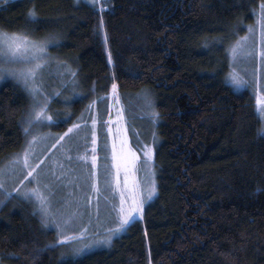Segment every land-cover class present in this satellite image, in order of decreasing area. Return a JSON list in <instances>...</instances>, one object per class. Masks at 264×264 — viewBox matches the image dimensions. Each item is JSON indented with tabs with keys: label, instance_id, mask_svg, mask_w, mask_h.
Instances as JSON below:
<instances>
[{
	"label": "trees",
	"instance_id": "trees-1",
	"mask_svg": "<svg viewBox=\"0 0 264 264\" xmlns=\"http://www.w3.org/2000/svg\"><path fill=\"white\" fill-rule=\"evenodd\" d=\"M260 5L0 0V29L36 40L55 35L58 45L48 51L75 72L80 91L68 106L52 97L51 119L33 120L22 84L0 79V166L30 137L89 120L92 102L100 113L111 91L131 148L139 144L136 115L156 119L154 139L142 140L154 141L156 194L124 233L73 255L30 199L0 189V264H264V121L252 89L237 91L226 80L228 45ZM139 93L151 96L150 113L134 102Z\"/></svg>",
	"mask_w": 264,
	"mask_h": 264
},
{
	"label": "rangeland",
	"instance_id": "rangeland-1",
	"mask_svg": "<svg viewBox=\"0 0 264 264\" xmlns=\"http://www.w3.org/2000/svg\"><path fill=\"white\" fill-rule=\"evenodd\" d=\"M101 5L102 3L99 4V6ZM260 13L261 7L257 9L255 20L247 26L246 32L228 45L229 70L226 79L230 86L237 91L246 87L252 89L258 113H260V106L256 102L257 97H264V24L260 22ZM249 26L253 29L251 32H249ZM0 32L7 31L0 29ZM244 37L247 39H243ZM52 45H58V42L48 45V56L42 61V66L37 70L35 78H29L27 85L23 80L14 76L6 74L4 76V78H14L25 88L30 97L33 120L49 119L46 111L52 97H56L59 103L62 102L64 106H68L70 100L80 92L76 91L79 79L76 75L72 76L73 71L70 67L64 62H59L58 56L50 55L49 47ZM29 66L31 65L26 63L7 65L13 69ZM68 80L69 85L67 86ZM237 80H244L247 83L241 86L236 83ZM133 99L135 103L143 106L150 113L152 109L151 96L148 98L147 95L139 93ZM45 104L47 107L41 112L40 109ZM102 108L103 110L99 113L97 101L92 102L87 108L89 120L86 123L78 122L80 130L78 132L74 130L64 139L60 138L67 133L69 127L61 132L36 134L34 135L35 140H32L33 136L30 137L24 149L17 155L20 158L18 162L15 160L17 158L15 156L0 166V182L3 183V187L0 189L30 199L40 213L41 221L45 227L53 228L60 235V230L55 226L56 223H62L70 215H76L77 218L63 233L65 235L78 234L81 228L84 229L83 235H77L75 239L66 241L72 243L71 254L73 255L97 247L104 248L102 246L108 245L85 247L81 253L75 251L76 248L87 246L91 241L107 236L106 230L115 227L113 221L118 222L117 213L122 193L126 209L132 206L134 199L142 202L143 206L156 194V190L151 196L148 194L153 182L156 189L152 158L154 141L149 144L142 142L143 139H154L151 132L156 119L150 115L144 119L140 118L142 115H136L135 123H132L134 138L139 141V144L135 149L128 145L117 94L109 92ZM260 115L264 121V114L260 113ZM93 117L97 120L95 125L91 123ZM93 131L96 133L95 137L92 135ZM93 140H95V144H93ZM122 141L123 150L119 151L120 171L119 183H117V164L113 162L112 150L113 143L117 150H120ZM146 145L151 148L150 159L144 155ZM26 149L28 150V164L35 169L33 176L27 179L25 176L29 169L23 164ZM102 151L104 159L100 154ZM131 153H135V159L132 158ZM93 156L96 157L95 166H93ZM125 168H127V172H125ZM22 180L23 184L20 183ZM93 184L99 188V192L93 190ZM33 187H37L48 198L49 214L47 216L41 212L39 203L33 194L25 195V192ZM66 197L73 204H65L67 203ZM140 212H133L132 218L124 225L123 230L117 231L112 236V240L124 233L128 224L139 216Z\"/></svg>",
	"mask_w": 264,
	"mask_h": 264
},
{
	"label": "snow or ice",
	"instance_id": "snow-or-ice-1",
	"mask_svg": "<svg viewBox=\"0 0 264 264\" xmlns=\"http://www.w3.org/2000/svg\"><path fill=\"white\" fill-rule=\"evenodd\" d=\"M261 13H260V22L264 24V0H261ZM34 13H30V16H33ZM253 29L251 26H249V32H251ZM57 37L55 35H50L46 37L44 40H36L30 38L26 34H19V33H7V32H0V79H3L5 74L6 75H11L14 76L18 79H21L24 81V83L27 85L29 78H35L36 72L39 68L42 66V61L44 60L45 57L48 56L47 48L49 44H54L57 42ZM106 39V37H105ZM243 39H247V37H244ZM109 60H111V56H109ZM13 63H26L30 64L31 66L29 67H24L20 69H13L11 67H7V65L13 64ZM72 76H75V72L72 73ZM74 82V81H73ZM236 83L238 85L243 86L244 84L247 83V81L244 80H237ZM116 84L113 83L112 89L115 91L116 89ZM257 104L260 106L259 107V112L261 114H264V97H257ZM47 105H43L40 109L42 112L44 108H46ZM39 115V112L37 113V116ZM51 119V117H48ZM82 120V118H81ZM82 122H85L82 120ZM27 124L31 125L32 124V119H28L26 121ZM86 123V122H85ZM92 125H95L97 123V120L93 117L91 119ZM75 131L80 130V125L77 123H73L67 130V133L64 134V136H61L60 139H64L65 136H68L69 134L73 133ZM24 131L27 133L30 131L29 127H25ZM264 131V130H262ZM93 137H95L96 133L95 131L92 132ZM36 137L33 136L32 140H35ZM59 143V141H57ZM31 143V142H30ZM93 144H95V140H93ZM145 152L144 155L147 158H151V148L150 146H145ZM123 150V141L121 144V149L117 150L115 143H113V150H112V156H113V162L117 164V183H119V171H120V166H119V160H120V155L119 151ZM132 158L135 159V153H131ZM87 159V157H84ZM15 160L18 162L20 160L19 157L15 158ZM93 161V166H95L96 162V157H92ZM23 164L29 169L27 176H25V179L28 177H32L33 173L35 172V169L32 168L31 165L28 164V150L26 149L24 152V158H23ZM125 172H127V168H125ZM35 179V177H33ZM127 179V177H126ZM23 184V180L20 182ZM0 187H3V183L0 182ZM47 187V186H45ZM93 190L96 192H99V188L96 187L95 184H93ZM155 184H153L150 187L149 191V196H151L155 192ZM29 193L33 194L36 198V200L39 203L41 212L47 216L49 214L47 204H48V198L38 190L37 187H33L31 189H28L25 192V195H29ZM31 198V197H30ZM2 203V201H0ZM86 203L88 201L86 200ZM125 200L123 193L121 194V201H120V206H119V211L117 213V220L113 221L115 224L114 228L107 229L106 231L108 232L107 236L100 237L94 241H91L89 245L84 246V247H79L76 248L75 251L77 253H81L85 250V247H90L92 245H100V244H110L112 241V236L120 230H123L124 225L128 223L129 219L132 218V213L133 212H140L141 211V206L142 202H138L135 199L132 202V206L129 208L124 207ZM76 215H70L68 218L64 219L61 222L56 223V228L60 230V235H59V241H68L71 239H75L77 235H83L84 229L81 228L80 233H70L69 235L63 234L68 230V228L71 225V222L76 219Z\"/></svg>",
	"mask_w": 264,
	"mask_h": 264
},
{
	"label": "bare ground",
	"instance_id": "bare-ground-1",
	"mask_svg": "<svg viewBox=\"0 0 264 264\" xmlns=\"http://www.w3.org/2000/svg\"><path fill=\"white\" fill-rule=\"evenodd\" d=\"M155 178V177H154Z\"/></svg>",
	"mask_w": 264,
	"mask_h": 264
}]
</instances>
